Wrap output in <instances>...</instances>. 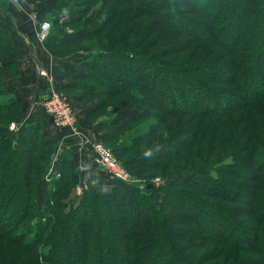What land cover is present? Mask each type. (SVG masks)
<instances>
[{
	"label": "trees",
	"instance_id": "1",
	"mask_svg": "<svg viewBox=\"0 0 264 264\" xmlns=\"http://www.w3.org/2000/svg\"><path fill=\"white\" fill-rule=\"evenodd\" d=\"M132 1L139 6L116 0L103 20L105 9L58 18L56 30L50 21L42 44L75 46L121 12L103 48L82 56L77 85L96 96L126 93L125 104L137 109L99 140L134 182L87 179L71 202L72 178L85 180L72 152H58L38 118L10 130L18 118L10 108L20 105L10 98L0 114V134L9 132L0 139V264H264V0ZM140 18L153 28L135 33L131 23ZM1 33L14 40L7 27ZM8 65L1 64L0 85L16 74ZM154 112L128 138L106 144ZM168 119L178 120L165 128ZM154 135L158 143L134 152ZM176 158V169L180 158L195 166L154 182L151 174ZM234 201L245 208L239 222L226 208Z\"/></svg>",
	"mask_w": 264,
	"mask_h": 264
},
{
	"label": "crops",
	"instance_id": "2",
	"mask_svg": "<svg viewBox=\"0 0 264 264\" xmlns=\"http://www.w3.org/2000/svg\"><path fill=\"white\" fill-rule=\"evenodd\" d=\"M4 2V7L0 2V28L8 27L9 30H12L13 38L20 47V51L18 50L16 54H11L5 58L6 64H17L19 69L16 76L7 77L6 80L8 94L22 104L18 119L15 121L16 124L31 123L38 118L42 123L43 134L46 135V139L57 143V151L67 149L72 152L71 166L82 171L85 180L105 181L107 174L99 170L94 164L90 142L104 138L110 132V126L120 123L126 116L134 114L111 110L112 114L108 111L103 115L104 102L97 100V103L95 100L90 106L80 99L79 107H91L92 109L88 112L80 111V119L74 109V114H76L75 127L78 135H75L71 128L58 129L53 127L50 116L44 111L42 98L50 89L74 90V95L77 98L80 97L76 94V86L85 75L77 68V65L86 53L78 52L82 54L62 56L46 50L45 45L40 43L36 37L35 24L32 30L21 32L15 20L18 18L12 20V17H9L13 12L19 13L20 9H17V6L13 4L14 0H5ZM2 12L5 17L2 16ZM22 47L24 49H21ZM23 50L25 51L23 52ZM68 58H72V60ZM39 70H43L47 75L41 76ZM55 74L60 75L61 78L56 80ZM76 97L74 98L76 99ZM95 103L97 104L95 105ZM93 117V122L88 121L89 118L91 120Z\"/></svg>",
	"mask_w": 264,
	"mask_h": 264
},
{
	"label": "rangeland",
	"instance_id": "3",
	"mask_svg": "<svg viewBox=\"0 0 264 264\" xmlns=\"http://www.w3.org/2000/svg\"><path fill=\"white\" fill-rule=\"evenodd\" d=\"M5 0H1L0 2H2V6L4 7V2ZM105 1H107V4L104 5ZM116 0L114 1H109V0H65V1H62L60 2V0H14V5L17 6V9H20L19 13H15L13 12V14L11 13V16H9L10 18L12 17V20H14L16 17L18 19H15L16 20V24H18V29L21 30V32H25V31H28V30H32L33 28V25L37 22V21H42V20H46V21H53L54 22V26L52 24V28H54L55 30L58 29L57 27V24H56V21L57 19L59 18L60 21H66V20H69L70 16L72 15H80L81 13H85L84 15H90V14H94V13H99L101 12V10L105 9L104 13L101 15L100 18H102V20L107 16L106 14H108L107 10H108V7L110 5L113 4V2H115ZM61 3V4H59ZM129 5L130 6H134V7H137L139 6L137 2L135 1H130L129 0ZM126 7H122L121 6V11L122 9H124ZM38 13V14H37ZM63 14H65L63 16ZM81 14V16L83 15ZM67 15H69V17L67 18ZM121 15V12H118L117 15H115V20L114 22L110 23L108 22L107 24H103V28L101 29L102 32L100 31V34H93L91 35L90 37H83V38H80L79 41L77 42V45H65V44H72V40H65L64 42H62V44L58 47H55L53 48L54 50H49L51 53H54V54H59V55H72V54H76L77 55H81L83 52L85 53H88L89 51L91 50H97V49H102V45L105 43L104 41L106 40V35H107V31L108 29L114 25L115 23H117V21L119 20V17ZM2 16H4L3 12H2ZM8 18V17H7ZM9 19V18H8ZM10 20V19H9ZM151 21L149 20V18H140L139 21H136V22H132L131 23V26H135V33L137 32V29L139 28V30H144L149 27H151ZM10 27V25H9ZM8 28V27H7ZM69 28V29H68ZM73 28L72 27H66V29H68V32H71V29ZM153 28V27H151ZM150 28V29H151ZM9 29V28H8ZM12 30H10V33L11 35L13 36ZM58 31V30H57ZM152 31V30H150ZM147 32V31H146ZM156 37V33L154 35ZM11 37V36H10ZM10 37L8 36L7 39L6 37H4L3 33L0 34V67L1 64L2 65H6V57L11 55V54H16L18 52V50L20 51V47L18 44H16V40L14 39L12 42L10 41ZM134 37V36H133ZM107 41V40H106ZM42 43V42H40ZM16 45L18 48L14 47V45ZM41 45V44H39ZM42 46V45H41ZM69 46V47H68ZM21 49H24L23 47ZM143 48L141 49H138L139 51H142ZM194 50V48H191V51L190 53ZM25 50H23L24 52ZM78 52H82V53H78ZM84 53V54H85ZM189 53V52H187ZM68 59H71L72 58H68ZM11 67V71H13L14 73H16L19 69L17 67V64H13V63H9ZM77 68H78V65H77ZM260 68V73L263 74L264 72V64H262V66H259ZM1 69V68H0ZM106 71L107 72H112L113 70H110L106 68ZM16 74H14V76H16ZM95 76H98L96 74H94ZM56 80H59L61 78L60 75H56ZM99 79L101 81L102 78L99 76ZM115 79V78H114ZM127 83H131L130 79L127 78ZM7 81L4 80L0 85V89L3 90V93H0V114H2L5 109V106L3 105L4 102H7V100H9L11 97L10 95L8 94V87H7ZM113 83L119 85V81H114ZM82 84V83H81ZM81 84H78L76 87V94L79 95L80 97L77 98L74 94H75V91L74 90H69V89H66L65 90H59V91H62L64 93H66L69 97L70 100H72L73 102V107L75 109V112L76 114L78 115V118H79V113H81L80 111H84V112H88L89 110H91L92 108L89 107V108H85L84 106H81L79 107V100L82 99L83 101L82 102H85L86 104L88 105H92L93 102H95V100L97 101H102V102H107V104H104L105 106V109L102 111V114H106L108 111L110 114H112L113 112H111V110L113 111H123L124 113H128V114H136L137 112V109H131L128 105H126V99L127 96H126V93H116V92H108L107 95L105 96H96L95 94L93 95H90V94H87L86 92H88L86 90V86L85 85H81ZM104 84H107V82H104ZM76 97V99L74 97ZM97 101V103H98ZM95 103V105L97 104ZM125 105V107H124ZM21 106L22 104L20 103V105H13L11 106L10 108V113L13 114H16L18 115L20 110H21ZM94 106V105H93ZM5 113V116H9V108ZM75 114V115H76ZM157 116L156 113H152V115L150 116V118H147L146 120L144 121H137L136 123H131V124H127V125H123L122 128H120L119 130L116 131L115 135H114V139H110L111 141H109L108 139V143L106 142V144H111L113 143L114 141L117 142V140H119L120 138L121 139H124V138H128L129 137V134H131V132H134L136 131L137 129H139L140 127H142V125H146L147 122H149L151 120V118H153L154 120V117ZM10 117V116H9ZM8 117V119H9ZM7 119V120H8ZM18 119V118H17ZM80 119V118H79ZM90 119V118H89ZM88 121H91L93 122L94 121V117ZM7 120H3V121H7ZM178 120V119H177ZM176 120V122H177ZM10 121V119H9ZM14 121L10 122L11 123H14ZM174 121H171V120H167L165 121V128L167 127H171L172 125H174L173 123H176ZM9 124V126H10ZM164 131L165 129H161V131H157L158 133L162 134L163 137L165 138V134H164ZM9 134V132L6 130L4 133H1L0 134V139L1 137L5 136L7 137ZM159 134V135H160ZM159 136H156L154 135V137L152 136V141H149L147 143H145L144 145H139L137 146V148L134 150L135 153L137 152H141L143 149L146 150L145 148H150L151 145H154L156 143H158L159 139H158ZM99 141V140H98ZM146 145V146H145ZM143 150V151H144ZM128 154H130V151L128 152ZM180 157V156H179ZM181 158H180V164H178V167L179 169H176V165L179 161V159L176 158V162L175 164L172 163L168 168H165V169H161L160 171H158V174L157 173H152L151 175H154V176H157L155 177L154 179H157V184H161V182L159 181V177L158 176H166L167 174H169L170 172L172 173H178L180 172L181 170H188L190 168H193L191 166H189V164H183L181 162ZM174 164V165H173ZM191 164H194V162H192ZM13 167V166H12ZM161 168V167H160ZM175 170V171H173ZM127 171V170H126ZM128 173V172H127ZM129 174V173H128ZM130 176V174H129ZM131 177V176H130ZM190 176L187 175V174H184L182 173L181 175V178H183L184 180L189 178ZM23 178V174H17V176L15 175L14 176V180H21ZM132 178V177H131ZM19 180V181H20ZM72 185H74L72 187V189L70 190L71 193H70V199L72 200L71 202H77L81 195V193L87 189V182L86 180H80L78 176H75L72 178ZM234 181V180H233ZM86 182V183H85ZM155 182V181H154ZM128 183H132L131 180L128 181ZM195 192L191 193V191H189V194H195ZM41 194V189L39 188V196ZM161 198V196L157 195V199L159 200ZM207 199V198H206ZM16 201V199H14ZM17 202V201H16ZM171 203L172 201H167L166 205H165V209L169 211V213L173 214V212L170 210L171 208ZM188 204H190L189 202H187ZM228 204L226 205V208L228 210V212L230 213V215L235 219L236 222H239L243 219V216L241 214H243V212L245 211V208L243 207V205L241 204L240 201L238 202H227ZM73 203H68V206H72ZM192 211H194L192 208H191ZM238 212H234V211H237ZM202 211V210H201ZM200 219H203V214L201 213L200 215ZM17 248V247H16ZM57 253L59 254V250L57 251ZM27 254H30V253H27ZM25 254V256L27 255ZM59 256H57L58 258Z\"/></svg>",
	"mask_w": 264,
	"mask_h": 264
},
{
	"label": "built area",
	"instance_id": "4",
	"mask_svg": "<svg viewBox=\"0 0 264 264\" xmlns=\"http://www.w3.org/2000/svg\"><path fill=\"white\" fill-rule=\"evenodd\" d=\"M51 23L50 21L42 20L35 23L36 37L39 42H44L49 35ZM41 76H46V72L39 70ZM43 108L46 114L51 118L52 125L58 129L71 128L75 135H78L76 126V116L72 100L69 99L66 93L60 92L57 89H50L42 98ZM18 125L16 122L11 123L10 130H16ZM87 141H89L87 139ZM91 149L93 152V161L99 170L107 174L109 179L126 183L129 180L134 182L129 176L126 169L122 167L117 157L112 153L110 148L106 147L101 141H91ZM157 182V179H154Z\"/></svg>",
	"mask_w": 264,
	"mask_h": 264
}]
</instances>
